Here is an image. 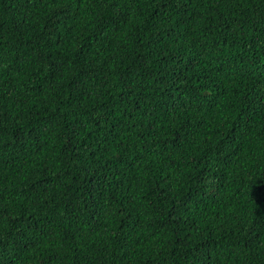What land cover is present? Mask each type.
<instances>
[{"label":"trees","instance_id":"16d2710c","mask_svg":"<svg viewBox=\"0 0 264 264\" xmlns=\"http://www.w3.org/2000/svg\"><path fill=\"white\" fill-rule=\"evenodd\" d=\"M0 264H264V0H0Z\"/></svg>","mask_w":264,"mask_h":264}]
</instances>
